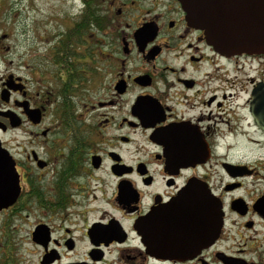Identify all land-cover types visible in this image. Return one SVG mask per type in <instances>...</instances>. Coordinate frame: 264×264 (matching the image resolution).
<instances>
[{
    "label": "flooded vegetation",
    "instance_id": "1",
    "mask_svg": "<svg viewBox=\"0 0 264 264\" xmlns=\"http://www.w3.org/2000/svg\"><path fill=\"white\" fill-rule=\"evenodd\" d=\"M74 1L45 53L0 35V264H264V54L178 0Z\"/></svg>",
    "mask_w": 264,
    "mask_h": 264
},
{
    "label": "water",
    "instance_id": "2",
    "mask_svg": "<svg viewBox=\"0 0 264 264\" xmlns=\"http://www.w3.org/2000/svg\"><path fill=\"white\" fill-rule=\"evenodd\" d=\"M186 14V21L192 28L203 32L206 42L217 52L224 55L264 54V0H178ZM258 94L254 95L251 105L252 115L260 126ZM11 127L18 126L14 117H10ZM0 165H4V174H13L14 163L1 147ZM17 188V180L15 179ZM8 188L11 186H7ZM203 198L205 203L197 207L213 205L210 195L196 187V198ZM203 212L196 210L198 220H203ZM213 221V219H211ZM209 222V220H208Z\"/></svg>",
    "mask_w": 264,
    "mask_h": 264
},
{
    "label": "rangeland",
    "instance_id": "3",
    "mask_svg": "<svg viewBox=\"0 0 264 264\" xmlns=\"http://www.w3.org/2000/svg\"><path fill=\"white\" fill-rule=\"evenodd\" d=\"M0 2L2 5L0 7V30L2 32L0 35L6 33L9 36V38H4L7 40L4 44L10 47L7 59L14 66L21 55L23 44L27 43L32 46L31 43L35 41L33 51L35 52L36 49L40 53H45V49L51 48H48V45L52 41L48 38L54 33L62 32L65 24L68 23L67 21L60 23L62 16L73 14V19H75L77 13L76 2L74 1L75 4H73L71 0H2ZM43 33L47 36L37 38ZM72 123L77 126L74 121ZM241 141L240 139V144L243 145ZM245 147L249 148L247 145ZM240 148L241 146L238 145L233 149L234 156L239 155Z\"/></svg>",
    "mask_w": 264,
    "mask_h": 264
},
{
    "label": "trees",
    "instance_id": "4",
    "mask_svg": "<svg viewBox=\"0 0 264 264\" xmlns=\"http://www.w3.org/2000/svg\"><path fill=\"white\" fill-rule=\"evenodd\" d=\"M93 16H94V14H92V12H90L89 15H88V18L91 20V18H93ZM105 27H107V22H105ZM64 109H66V107H64ZM64 127H67V125L64 124Z\"/></svg>",
    "mask_w": 264,
    "mask_h": 264
}]
</instances>
